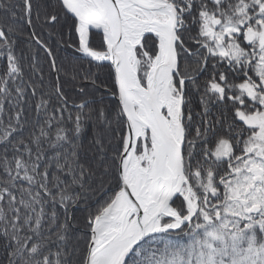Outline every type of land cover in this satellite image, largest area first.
<instances>
[{"label":"snow or ice","instance_id":"6c2138e0","mask_svg":"<svg viewBox=\"0 0 264 264\" xmlns=\"http://www.w3.org/2000/svg\"><path fill=\"white\" fill-rule=\"evenodd\" d=\"M0 264H264V0H0Z\"/></svg>","mask_w":264,"mask_h":264},{"label":"trees","instance_id":"16d2710c","mask_svg":"<svg viewBox=\"0 0 264 264\" xmlns=\"http://www.w3.org/2000/svg\"><path fill=\"white\" fill-rule=\"evenodd\" d=\"M21 26L23 27L24 32L27 35L28 32H29V29H28L27 25L24 24L23 22H21ZM36 30H37L38 34L42 32V29H41L39 23H37V29ZM43 38H45V39L48 38L46 31H44V33H43ZM56 39H57V37H55V36L51 38V42H52L54 47H55ZM64 39H65L66 42L71 43V41L68 40L67 36H65ZM57 55L59 57H67L69 60H71L74 55H79V54L74 53V49L73 48H70V47L65 48V47L61 46L58 49V51H57ZM39 61H40V64L44 66L45 80H53L54 81L55 77H54V75L52 73L49 72V70L47 68L46 57H45V55H44L42 50L40 51V54H39ZM68 70L70 71V69H68ZM69 80H70V77H69ZM62 82H64L63 78H62ZM79 86H84V85H77V87H79ZM66 87L69 89V91H68L69 97L70 98L76 97L77 93H76L75 89L72 88L71 83H66ZM87 87L89 89L91 88L90 85H87ZM77 102H78V100H77ZM112 103H114V101H112L110 99L109 100H105V104H112ZM91 134H92V125H91V123H89V125L86 128V135H85V137L83 139V142H84L85 145H87L90 142ZM73 212H74L75 217H76V233H77L78 236L82 237L84 235L83 223H84V216H85V213L83 211V205H80L79 207L73 209Z\"/></svg>","mask_w":264,"mask_h":264}]
</instances>
